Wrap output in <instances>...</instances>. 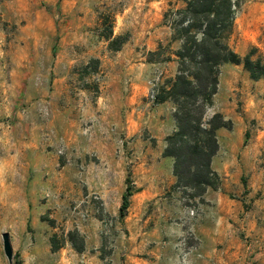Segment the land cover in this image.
Listing matches in <instances>:
<instances>
[{
    "label": "rangeland",
    "instance_id": "obj_1",
    "mask_svg": "<svg viewBox=\"0 0 264 264\" xmlns=\"http://www.w3.org/2000/svg\"><path fill=\"white\" fill-rule=\"evenodd\" d=\"M235 1L228 43L264 61V0ZM181 6L0 0V264L3 233L11 264H264V80L220 68L205 112L232 123L216 133L218 188L177 187L164 155L175 108L154 97L175 64L147 53L179 46L164 15Z\"/></svg>",
    "mask_w": 264,
    "mask_h": 264
},
{
    "label": "trees",
    "instance_id": "obj_2",
    "mask_svg": "<svg viewBox=\"0 0 264 264\" xmlns=\"http://www.w3.org/2000/svg\"><path fill=\"white\" fill-rule=\"evenodd\" d=\"M182 6L164 15L171 30V43L179 46L167 53L170 45L148 54L149 62H167L175 57L176 71L157 90L155 104L174 106L176 128L166 138L164 155L173 159L176 186L194 190L201 197L208 188L216 189L219 175L212 169L218 151L217 131L231 129L232 123L220 113L205 119L206 109L218 90L220 68L226 64L242 65L250 80H264L263 57L255 48L241 57L229 45L238 4L235 0H181ZM104 36L108 47L118 51L126 39L112 34V22ZM133 191L129 177L122 194L119 216L123 218ZM52 251L60 248L51 238Z\"/></svg>",
    "mask_w": 264,
    "mask_h": 264
},
{
    "label": "water",
    "instance_id": "obj_3",
    "mask_svg": "<svg viewBox=\"0 0 264 264\" xmlns=\"http://www.w3.org/2000/svg\"><path fill=\"white\" fill-rule=\"evenodd\" d=\"M2 239V250L5 258L7 259L8 263L11 264L13 258V251L10 243V237L8 233H3L1 235Z\"/></svg>",
    "mask_w": 264,
    "mask_h": 264
},
{
    "label": "crops",
    "instance_id": "obj_4",
    "mask_svg": "<svg viewBox=\"0 0 264 264\" xmlns=\"http://www.w3.org/2000/svg\"><path fill=\"white\" fill-rule=\"evenodd\" d=\"M168 42H170V39L168 40ZM152 52H154V50H150L147 54H149V53H152ZM147 63H149V64H155V62H149L148 60H147ZM156 63H161V62H156ZM162 63H174L175 64V70L173 71V74H171L169 77H166L165 78V80L166 79H170V78H173L174 77V75H175V71H176V62H175V57L173 56V55H171V60L170 61H167V62H162ZM164 80V81H165ZM165 103H167V102H165ZM161 105V104H160ZM65 257V256H64ZM67 257V256H66ZM64 259V258H63Z\"/></svg>",
    "mask_w": 264,
    "mask_h": 264
}]
</instances>
